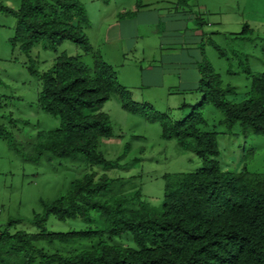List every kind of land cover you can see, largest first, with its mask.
<instances>
[{
  "label": "trees",
  "instance_id": "obj_1",
  "mask_svg": "<svg viewBox=\"0 0 264 264\" xmlns=\"http://www.w3.org/2000/svg\"><path fill=\"white\" fill-rule=\"evenodd\" d=\"M189 1L178 3L185 6ZM0 12L15 17L11 44L29 58L30 73L41 79L36 108L60 121L55 130H37L27 121L23 124L30 130L16 124L10 131L0 125V138L24 160L62 158L90 166H118L119 160L107 159L99 149L101 139L115 136L104 104L117 93L123 108L158 122L165 139H175L202 162L196 171L165 174L161 210L141 198L140 187L116 193L115 185L126 181L86 171L65 193L41 198L42 211L34 212L30 221L39 232L15 229L22 218H10L4 229L0 227V264H264V173L224 169L218 137L226 132L207 129L204 115V107L212 104L223 113L220 123L228 130L239 125L245 136H264V72L250 74L246 99L235 103L227 98V93H236L235 87H225L204 59L198 87L202 99L176 120L150 102L134 100L113 65L94 50L85 32L90 19L81 0H21L18 9L5 7L0 0ZM132 15L127 12L123 17ZM67 41L92 54V65L81 55L59 52ZM38 45L57 53L43 72L31 56ZM49 217L96 226L53 232L47 228ZM125 234L131 235L135 246L107 241ZM79 239L97 241L90 248L67 253H50L37 245Z\"/></svg>",
  "mask_w": 264,
  "mask_h": 264
},
{
  "label": "rangeland",
  "instance_id": "obj_2",
  "mask_svg": "<svg viewBox=\"0 0 264 264\" xmlns=\"http://www.w3.org/2000/svg\"><path fill=\"white\" fill-rule=\"evenodd\" d=\"M81 1L90 19V25L85 28L90 43L105 61L113 65L122 82L135 87L134 90L129 88L133 92V99L141 104L149 101L155 110L168 112L176 120L188 115L192 106L202 99L200 92L189 89L175 93L178 89L189 88L187 82L177 77L175 67L194 62L195 57L191 53L200 52L202 42L205 44V55L201 53V62L206 59L210 63L221 76L225 87H235L236 93H227V98L235 103L246 99L252 81L250 74L264 72V0H190L187 7L177 6V0ZM1 3L5 7L18 9L21 0H1ZM132 5H139L140 14L134 21L121 25L124 29L121 40L118 20L133 11ZM184 10H193L194 18H203L207 32L200 43L188 41L186 46H174L178 50L165 49L163 52L172 51L173 54L182 51L180 56L171 60L169 56L162 55L159 46L161 36L168 30L169 22L181 25L179 19H174L179 16L189 18L190 27L195 25L190 19L193 16L187 15ZM15 27V17L8 12H0V125L10 131L14 130L16 124L27 130H30V126L37 130L58 129L60 121L57 117L36 108L42 82L30 73L29 58L19 47L11 44ZM186 35L183 34L181 39L186 40ZM209 39L216 45L208 43ZM144 50L148 53L154 50L155 60H158L156 63H161L156 81L152 76L147 79V71L140 68L142 64L147 67L151 63H146L149 57L142 55ZM62 51L83 56V61L89 65L93 63L92 54H85L71 41L59 48V52ZM56 55L55 51L44 50L40 45L35 46L31 53L40 72L51 67ZM187 68L183 67V73L191 74L190 68ZM183 103L189 104L183 109L179 108ZM104 110L111 117L115 136L101 139L99 149L107 159L119 160L116 167L90 166L79 160L62 158L49 162L26 161L0 138L1 228L4 229L10 218H22V222L14 226L15 229L39 232V228L30 221L34 212L42 211L41 198L53 199L65 193L71 183L86 171L99 175L107 173L111 178L126 181L125 185H115L113 191L116 193H127L133 187H140L143 193L141 198L151 207L161 210L165 174L196 171L202 166L201 159L194 152L183 150L175 139H165L158 122H150L144 116L132 114L123 108L117 93L104 104ZM204 115L209 124L207 129L226 132L218 137L221 151L219 160L224 169L239 172L246 168L250 172L264 173V136H245L239 125L228 130L226 125L220 123L224 119L223 113L212 104L204 107ZM25 121L30 122V126L24 125ZM95 226L92 222L60 221L55 217H49L47 221V228L53 232ZM96 241H41L37 245L50 253L56 250L67 253L90 248ZM107 241L135 246L130 234Z\"/></svg>",
  "mask_w": 264,
  "mask_h": 264
},
{
  "label": "crops",
  "instance_id": "obj_3",
  "mask_svg": "<svg viewBox=\"0 0 264 264\" xmlns=\"http://www.w3.org/2000/svg\"><path fill=\"white\" fill-rule=\"evenodd\" d=\"M177 4H178L177 6H179V7L190 6L189 4H185V6H182V5H180L178 3V0H177ZM130 7L133 8V11L131 10L129 12H132L134 15L127 16V17H124L123 19H119L118 20L119 24H117V26L119 25V29H120L119 34H120V39L121 40H123V38H124V32H123L124 29H123V27L121 25H123L124 23H127V22L134 21L138 17V15L140 14L139 5H137V6L132 5ZM185 13L187 15H189V16H193V17L190 18L191 21L195 24L193 27L189 26V18H187L186 16H179V17L174 18V19H179L181 25L178 26V25H176L178 23L169 22L168 23V30L164 31L162 36H161L162 40H161L159 46H160V50L162 51V55L169 56V58L171 60L172 59L175 60L178 56H180L182 51L180 50L179 52L173 54L172 51L163 52L165 49H167V50H178L174 46H177V44H180L179 46H186L188 41H190L191 43H200L201 41H203L204 36H205V34L207 32V30L204 29V25L206 24V22L203 20V18H201L199 16L196 17L197 19L194 18L195 14H194L193 10L185 11ZM136 14H137V16H136ZM182 20H185V21L181 22ZM185 33L187 34L186 35L187 38H186V40H183V39H181V37ZM207 42L208 43L210 42L214 46L216 45L210 39ZM202 43H201V45H202L203 49L200 52L197 51L198 53L194 54L193 53L194 51H193L191 53L192 56L195 57V61L191 62L190 65L186 66V64H184L185 66H183L184 68L189 67L190 70H191V74H188V75L184 74L183 71H182L183 67H181V66L177 65L175 67L177 77L180 80H182L183 82H187V84H188L187 86L189 87V88H181L180 91L178 89V90L175 91V93L185 92L187 89H189L190 91L199 92L198 91V87H199V83H200V80H201V77H202L201 65L203 64V61L201 62V53H202V55H205V50H204V45L205 44H204V42H202ZM142 55L143 56L147 55L146 57H149V59H148V61H146V63H149L150 61H151V63L147 67H145L144 64H142L140 68H143L145 71H147V74H146L147 79L152 76V77H155L154 80L156 81L158 70L161 68V66H160L161 63L160 64L156 63V62H158V60H155V52H154V50L151 53H148V52H146V50H144V51H142ZM162 66H164L163 63H162ZM119 79H120V76H119ZM121 83L124 86H126L128 89L132 87L131 85L129 86V85H127L126 83H124L122 81H121ZM134 88L135 87H132L133 90H134ZM174 88H176V87H174ZM144 102H149V101H144ZM188 104L189 103H183L182 105L188 106ZM181 106L179 108L183 109L185 107V106L184 107H181Z\"/></svg>",
  "mask_w": 264,
  "mask_h": 264
}]
</instances>
